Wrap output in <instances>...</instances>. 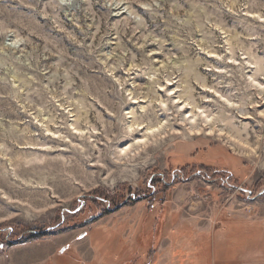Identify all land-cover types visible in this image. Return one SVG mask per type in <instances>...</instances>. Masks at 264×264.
<instances>
[{
    "label": "rangeland",
    "instance_id": "1",
    "mask_svg": "<svg viewBox=\"0 0 264 264\" xmlns=\"http://www.w3.org/2000/svg\"><path fill=\"white\" fill-rule=\"evenodd\" d=\"M152 197L215 226L170 264H264V0H0V249Z\"/></svg>",
    "mask_w": 264,
    "mask_h": 264
},
{
    "label": "crops",
    "instance_id": "2",
    "mask_svg": "<svg viewBox=\"0 0 264 264\" xmlns=\"http://www.w3.org/2000/svg\"><path fill=\"white\" fill-rule=\"evenodd\" d=\"M193 238L211 246L196 248ZM214 239L215 226L188 222L166 204L150 210L147 202L138 201L109 211L90 226L0 249V264H170L180 249V255L213 253Z\"/></svg>",
    "mask_w": 264,
    "mask_h": 264
},
{
    "label": "bare ground",
    "instance_id": "3",
    "mask_svg": "<svg viewBox=\"0 0 264 264\" xmlns=\"http://www.w3.org/2000/svg\"><path fill=\"white\" fill-rule=\"evenodd\" d=\"M254 82V81H252ZM170 91H173V90H169ZM178 92V91H177ZM171 93V92H170ZM174 94V93H173ZM190 93H188L189 95ZM172 95V94H171ZM175 95V94H174ZM183 96H186L188 99H184ZM171 99V102L172 104L176 105V113L180 115V118L183 120V122H188V125H190V128L193 129L192 132H195L194 134L196 135H199L200 134V131L201 129H199L200 125L198 124L200 118L203 119V122L206 126H210L209 127V131H210V134L209 135H212L213 133V128H212V120L208 119V116H206V114L204 115L203 111H200V109L196 106V105H192L189 101H190V96H187L186 94L182 95L181 92L179 95L176 94V97H172L170 98ZM134 100V99H133ZM141 102V101H140ZM165 102H168V99L167 101ZM169 102V103H171ZM225 102L228 104L227 106H230L229 105V101L228 100H225ZM135 103V102H133ZM160 105L163 107V111L167 112L169 109L165 107V104H164V101H161L160 102ZM179 105V106H178ZM226 106V107H227ZM235 106V105H234ZM225 107V106H224ZM223 107V108H224ZM233 106L229 107L230 110H232ZM143 109V108H142ZM225 109V108H224ZM228 109V108H227ZM162 111V110H161ZM146 112V111H144ZM131 115L133 113H130ZM168 114V113H167ZM182 114V115H181ZM157 115V114H156ZM178 115V116H179ZM133 116V115H132ZM168 116V115H166ZM148 116H146L147 118ZM153 117V116H152ZM133 118V117H132ZM165 118V117H164ZM127 124V123H126ZM161 124H157L156 126H150V127H147L146 128V134L147 136H155V134H159L160 133V130H159V127H160ZM139 126H141L140 124H137L136 128H134L131 124L128 125V130L130 133H136L137 131H143V129H141ZM143 127V126H142ZM140 128V129H139ZM144 128V127H143ZM72 130L74 131V133H71V136H74V137H77L79 139H82L83 136L85 135L84 132L77 128V127H72ZM193 135V134H192ZM143 141V140H142ZM92 142V141H91ZM142 143V142H141ZM84 148V147H83ZM132 147L130 146L129 149H131ZM128 149V150H129ZM83 150V149H82ZM127 149L124 150V149H120V153L123 154V157L124 154L128 151ZM130 153V152H129ZM122 159V158H121ZM125 159V158H124Z\"/></svg>",
    "mask_w": 264,
    "mask_h": 264
},
{
    "label": "built area",
    "instance_id": "4",
    "mask_svg": "<svg viewBox=\"0 0 264 264\" xmlns=\"http://www.w3.org/2000/svg\"><path fill=\"white\" fill-rule=\"evenodd\" d=\"M161 204H163V200L161 198L157 199L156 197H152L147 201V206L150 210H154Z\"/></svg>",
    "mask_w": 264,
    "mask_h": 264
}]
</instances>
